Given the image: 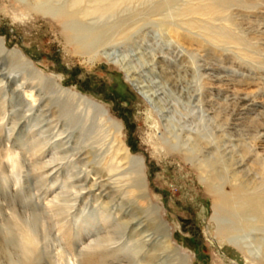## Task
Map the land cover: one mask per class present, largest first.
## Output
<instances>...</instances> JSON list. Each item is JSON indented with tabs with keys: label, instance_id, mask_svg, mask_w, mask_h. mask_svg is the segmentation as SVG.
I'll return each instance as SVG.
<instances>
[{
	"label": "rangeland",
	"instance_id": "rangeland-1",
	"mask_svg": "<svg viewBox=\"0 0 264 264\" xmlns=\"http://www.w3.org/2000/svg\"><path fill=\"white\" fill-rule=\"evenodd\" d=\"M249 197L264 0H0V264H264Z\"/></svg>",
	"mask_w": 264,
	"mask_h": 264
},
{
	"label": "bare ground",
	"instance_id": "bare-ground-1",
	"mask_svg": "<svg viewBox=\"0 0 264 264\" xmlns=\"http://www.w3.org/2000/svg\"><path fill=\"white\" fill-rule=\"evenodd\" d=\"M210 9L212 10V8H210ZM230 202H231V200L229 199V197H227V195H225V194L221 195V196L217 195V207H216L215 213L217 214L218 212L219 213L222 212V208L224 209V213L227 212V210H229L228 208L231 207ZM239 204H240V202H239ZM241 204L246 205L249 208V212H251L253 214L254 218H256V217H258V218L263 217L264 218V199L262 200L258 197H249V198H245L241 202ZM145 238H149V235H147Z\"/></svg>",
	"mask_w": 264,
	"mask_h": 264
}]
</instances>
